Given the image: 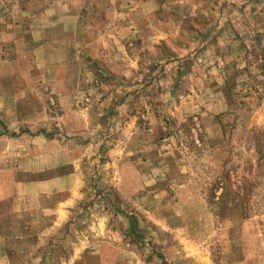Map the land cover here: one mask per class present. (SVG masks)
Returning <instances> with one entry per match:
<instances>
[{"label":"rangeland","instance_id":"1","mask_svg":"<svg viewBox=\"0 0 264 264\" xmlns=\"http://www.w3.org/2000/svg\"><path fill=\"white\" fill-rule=\"evenodd\" d=\"M0 264H264V0H0Z\"/></svg>","mask_w":264,"mask_h":264},{"label":"trees","instance_id":"2","mask_svg":"<svg viewBox=\"0 0 264 264\" xmlns=\"http://www.w3.org/2000/svg\"><path fill=\"white\" fill-rule=\"evenodd\" d=\"M237 189L233 187V183L229 180L228 175L227 180L217 178L212 182L209 203L216 207V215L224 217L236 211L243 216L249 215L248 207L240 201L243 198V194L247 198V192L241 194Z\"/></svg>","mask_w":264,"mask_h":264},{"label":"crops","instance_id":"3","mask_svg":"<svg viewBox=\"0 0 264 264\" xmlns=\"http://www.w3.org/2000/svg\"><path fill=\"white\" fill-rule=\"evenodd\" d=\"M8 47V46H7ZM58 214V213H57ZM18 244H20V243H18Z\"/></svg>","mask_w":264,"mask_h":264}]
</instances>
